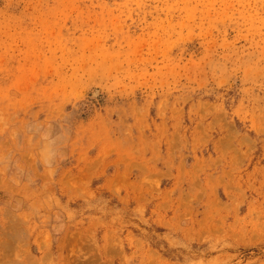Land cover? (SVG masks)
<instances>
[{"label": "rangeland", "instance_id": "rangeland-1", "mask_svg": "<svg viewBox=\"0 0 264 264\" xmlns=\"http://www.w3.org/2000/svg\"><path fill=\"white\" fill-rule=\"evenodd\" d=\"M0 264H264V0H0Z\"/></svg>", "mask_w": 264, "mask_h": 264}]
</instances>
